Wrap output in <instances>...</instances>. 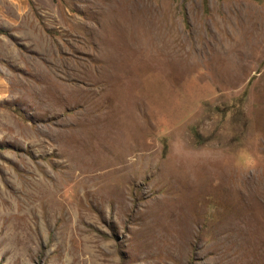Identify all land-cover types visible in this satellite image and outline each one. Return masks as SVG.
Instances as JSON below:
<instances>
[{
  "label": "rangeland",
  "instance_id": "obj_1",
  "mask_svg": "<svg viewBox=\"0 0 264 264\" xmlns=\"http://www.w3.org/2000/svg\"><path fill=\"white\" fill-rule=\"evenodd\" d=\"M0 264H264V0H0Z\"/></svg>",
  "mask_w": 264,
  "mask_h": 264
},
{
  "label": "bare ground",
  "instance_id": "obj_2",
  "mask_svg": "<svg viewBox=\"0 0 264 264\" xmlns=\"http://www.w3.org/2000/svg\"><path fill=\"white\" fill-rule=\"evenodd\" d=\"M261 192H263V190Z\"/></svg>",
  "mask_w": 264,
  "mask_h": 264
}]
</instances>
